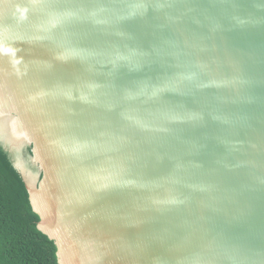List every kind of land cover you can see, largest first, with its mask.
I'll use <instances>...</instances> for the list:
<instances>
[{
    "label": "water",
    "instance_id": "obj_1",
    "mask_svg": "<svg viewBox=\"0 0 264 264\" xmlns=\"http://www.w3.org/2000/svg\"><path fill=\"white\" fill-rule=\"evenodd\" d=\"M0 144L60 264H264V0H0Z\"/></svg>",
    "mask_w": 264,
    "mask_h": 264
},
{
    "label": "trees",
    "instance_id": "obj_2",
    "mask_svg": "<svg viewBox=\"0 0 264 264\" xmlns=\"http://www.w3.org/2000/svg\"><path fill=\"white\" fill-rule=\"evenodd\" d=\"M39 220L12 152L0 144V264H60Z\"/></svg>",
    "mask_w": 264,
    "mask_h": 264
}]
</instances>
